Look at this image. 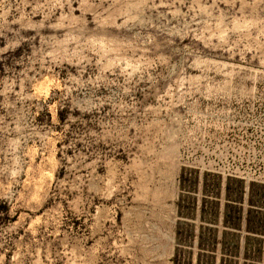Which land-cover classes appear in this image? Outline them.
Here are the masks:
<instances>
[{
	"label": "rangeland",
	"instance_id": "1",
	"mask_svg": "<svg viewBox=\"0 0 264 264\" xmlns=\"http://www.w3.org/2000/svg\"><path fill=\"white\" fill-rule=\"evenodd\" d=\"M0 264H264V0H0Z\"/></svg>",
	"mask_w": 264,
	"mask_h": 264
}]
</instances>
